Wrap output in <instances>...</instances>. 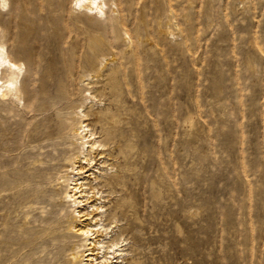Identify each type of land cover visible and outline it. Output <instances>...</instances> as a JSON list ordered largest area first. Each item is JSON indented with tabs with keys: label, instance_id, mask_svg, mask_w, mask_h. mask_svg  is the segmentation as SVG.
Listing matches in <instances>:
<instances>
[{
	"label": "rangeland",
	"instance_id": "1",
	"mask_svg": "<svg viewBox=\"0 0 264 264\" xmlns=\"http://www.w3.org/2000/svg\"><path fill=\"white\" fill-rule=\"evenodd\" d=\"M104 10L0 0V47L22 68L19 97L0 95V264H78L73 172L43 167L53 144L78 149L79 115L109 130L89 180L114 176L97 205L122 264H264V0ZM57 88L67 104L50 125L67 127L47 139Z\"/></svg>",
	"mask_w": 264,
	"mask_h": 264
},
{
	"label": "bare ground",
	"instance_id": "2",
	"mask_svg": "<svg viewBox=\"0 0 264 264\" xmlns=\"http://www.w3.org/2000/svg\"><path fill=\"white\" fill-rule=\"evenodd\" d=\"M108 0H74L75 7L86 13L98 17V15H105L104 8L107 6ZM21 65L12 62L4 47H0V95L12 96L18 98L20 95V83L18 75L21 73ZM3 76H6L5 78ZM3 78L5 80H3ZM19 83V84H18ZM50 97H53L52 102H46L45 106L41 109V113L45 114L42 119L47 127V131H41L40 136L49 139L54 134L62 132L67 127L66 121H57L53 128H51V120L54 119L55 111L57 109H64L66 102L64 101L62 90L57 88V91L50 92ZM78 115V113H76ZM79 126L75 127L74 133L80 138V145L77 150H70L63 145L53 144L55 146V153L49 152L51 155L50 163L43 167V172L50 174H57L62 169H70L71 177H66V185L68 192L65 198H69L71 204L76 205L73 214H76L78 218L79 226L74 227L75 236L79 237V243L73 248L74 251L70 253V261L78 264H122L124 255L122 249H119L118 243L115 241L104 242L108 234L112 233V229L109 231V224L105 225L102 220L103 211L101 202L103 197L101 194L107 193V195L114 193L115 184L112 182L114 176H109L103 183L98 182L97 185H93L89 180L91 175L95 172L92 168H95L98 164H104L106 158L105 146L112 143L109 139V130L106 124H102L99 121H95L96 125H89L84 123L87 115H79ZM90 117H94L93 113L89 114ZM98 125L99 132L95 131V126ZM96 135H99L95 137ZM102 135V136H101ZM104 137L103 140L97 141L98 138ZM52 144V143H51ZM71 153V154H70ZM49 155V156H50ZM110 156V155H109ZM98 157V158H97ZM100 159L102 161L100 162ZM72 171V172H71ZM92 171V172H90ZM87 173H89L87 175ZM58 175V174H57ZM56 175V176H57ZM58 178H62L59 176ZM94 181L98 180V176L93 177ZM62 180V182H65ZM98 186L100 188H98ZM106 190V191H105ZM108 197V196H107ZM102 199V201H100ZM100 202L97 205V202ZM75 218V215H74ZM75 218V219H76ZM112 217L111 219H113ZM112 223H115L112 222ZM111 226V225H110ZM115 228V227H114ZM122 247V246H120Z\"/></svg>",
	"mask_w": 264,
	"mask_h": 264
}]
</instances>
